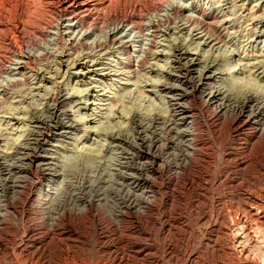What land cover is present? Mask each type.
Wrapping results in <instances>:
<instances>
[{
    "label": "rangeland",
    "instance_id": "rangeland-1",
    "mask_svg": "<svg viewBox=\"0 0 264 264\" xmlns=\"http://www.w3.org/2000/svg\"><path fill=\"white\" fill-rule=\"evenodd\" d=\"M245 1L157 0L155 3L158 10L145 8L146 11H138L144 13L147 18L146 33L153 29L151 27L153 20L172 15V5L187 7L186 15L195 17L201 16L203 12L214 11L220 16L218 20L225 22L226 26L220 25L225 30L219 26L218 30L212 29L211 32L220 31L221 36L227 38L225 43L211 47L203 45L201 42L204 40L198 38L200 34L192 38L193 26L177 19L171 22L172 24H167L170 30L165 29L163 25L158 38L160 43H157L154 50L159 49L156 51L159 52L166 49L169 52L167 58L162 54L158 58L153 56L150 63L134 77L133 73L106 79L91 75L96 80L94 85L99 82L97 89L100 90L98 93L103 99L98 101L101 103L98 105L100 108L95 111L96 114L90 116L95 119L87 124L93 126V133L90 131L85 141L84 138L76 141V137L72 135L73 137L66 141L67 149L61 151L60 156L61 159H67L68 164L78 158L82 163L89 165L82 164L77 167V174L71 175L73 177L69 195H73L72 204L64 203L68 205L64 208L63 203L62 206L58 204L51 208V213L48 214L45 209L49 205L41 206L35 202L16 204L18 209L14 212L15 220L10 217L9 224L0 227V264H264V134H258L250 143L251 149L243 155L233 153L229 148L238 145V141L229 136L225 128L223 129L225 133L223 130L220 131L221 126L217 125L215 128L216 125L211 124L208 111L205 113V119L200 121L201 134L197 143V147L204 150V154L194 156L185 167L181 163L185 152L177 148L163 155L164 159L157 164L159 172L154 174L153 164L150 166L152 163L150 142L146 140L144 142L137 140L135 144L132 142L125 145L124 153L126 151L127 153L123 155L126 158H122L123 150L113 147V144L110 145L113 149L107 146L104 152L99 151L90 156L80 154L85 150V146L92 142L93 147L111 142L106 135L107 132L131 130L135 126L132 121L137 118L141 120L145 113L151 112L157 105L159 107L165 105L164 93L157 92L151 81L163 78L159 76L161 69L172 64L171 55L181 39L185 40V46L191 53L196 52L194 55L202 59L201 61L212 60L218 72L226 73L224 75L226 85L232 88H230L232 93L236 92L238 95L240 91L247 90L264 98V77L260 80L256 78L261 69L251 66L264 60V33L259 32L264 29V25L259 23L258 19L254 21L264 11L262 8L264 3H260L262 0ZM32 2L34 0H0V55L9 57V49L5 43L11 38L13 42L20 44L18 46L23 50L28 49L35 55L57 47L49 43L38 45L40 40L31 35L32 30L40 26L41 22L51 20L49 11L38 0L34 4ZM146 3H151V0H115L108 5L107 11L120 10L124 7L133 8L140 4H145L146 7ZM101 25L107 27L108 23ZM185 26H189V29L183 32L181 28ZM103 30L95 32L92 38L97 36L104 39L106 32ZM127 30L126 27L121 35L128 34ZM163 30H166V33ZM140 35L133 31L127 38L130 40L134 56L143 54L140 52V46L143 49L148 43L149 36ZM201 38L205 37L202 35ZM115 50L117 51L115 48L110 50L111 53L102 56V59L100 56L94 57L99 62L96 67L108 69L103 72H110L109 69L113 68L116 73H120L118 69L121 55ZM232 50H241L242 57L228 56V51ZM59 61L57 57L45 59L37 69L49 70L51 67H58ZM241 66L244 70L236 72V68ZM19 76L3 73L1 60L0 86L14 80L13 77L20 78ZM35 76L39 77L37 80L39 82L35 83V80L27 86L14 88L10 100L0 104L2 154L13 151L14 146L23 142L29 135V131L32 130L29 121L33 112L48 108L45 107V103L47 97L54 93V80L49 78V74H45L44 77H41L42 74ZM65 78H58V81L61 82L63 79L64 83H69L68 87L83 89L92 86L80 83L76 85L83 78H77L73 82L75 75L68 77L66 75ZM254 79H258V82L253 81ZM250 82L255 84L251 85ZM33 85L42 89H33ZM83 99L78 97L77 101L75 100L76 104L68 105V108L72 105L74 111L79 110L77 116L85 112L89 115L94 109L91 105L87 110H82L81 105L76 107ZM231 117L230 115L227 119L230 120ZM101 128H106V131H102ZM82 133L79 135H83ZM77 149L83 150L78 152ZM175 162L182 164L179 169L175 168ZM147 178L156 183L159 191L153 199L145 202L146 196L136 186L142 185L143 180ZM63 194H67L66 190ZM75 200L78 203H75ZM78 207L83 208V211H79L80 208L76 209Z\"/></svg>",
    "mask_w": 264,
    "mask_h": 264
},
{
    "label": "bare ground",
    "instance_id": "bare-ground-1",
    "mask_svg": "<svg viewBox=\"0 0 264 264\" xmlns=\"http://www.w3.org/2000/svg\"><path fill=\"white\" fill-rule=\"evenodd\" d=\"M36 1L34 0L35 3ZM38 1L49 11L51 20L48 19L41 22L40 26H36L37 28L32 30L31 35H35L37 39L40 40L38 45L49 43L54 46L56 45L57 47L51 48L48 52L44 51V53L35 55L28 49L23 50L22 47L18 46L20 44L13 42L12 38L6 40L7 42L5 44L9 49V57L7 58L6 56L0 55L3 73L17 74L20 75V78L13 77L14 80H12V78L11 82L4 83L0 86V104L2 105L10 100V94L12 93V90H15L14 88L25 85L27 86L34 83L35 80V83L39 82L37 81L39 77L37 78L35 75L40 76V74H42L41 77H44L45 74H49V78L54 80L55 89L53 90L54 93L49 95L46 99L45 107H48L47 109H40L35 112L32 111L34 114L29 121L32 125V130L29 131V135L26 134L28 136L23 140V142H20L16 147L13 145V151H6L7 153L3 152L4 154H2L0 150V227L7 226L9 224L10 217L15 220L16 216L14 212L18 209L16 204L18 205L21 202H35L37 205L39 204L41 206L49 205L48 207L46 206L47 209H45L48 214L51 213V208H54L58 204L60 206L64 203L70 204L73 200V195H69V188L72 187L71 180L73 176L71 175L73 173L75 176L78 171L77 167L82 164L85 166L89 165H86L85 162L82 163V161L78 158V161L75 158L74 161L72 160L73 163L71 162V164H68L67 159H61L60 156L61 151L67 149L66 143L68 142L66 141L70 139L72 135L74 138L76 137V141L83 138V141H85L89 132L91 131V133H93V126L87 124L95 119V117L90 116H94L96 114L95 111L100 108L98 105L101 103L98 101H102L103 99L101 98V94L98 93L100 90L97 89L99 82H97V85H94L96 80L95 78H92L91 75L95 74L96 76L106 79L108 77L113 78L114 76L133 73L134 77L150 63L153 56L158 58V56L162 54L167 58L169 52L166 51V49L160 50L159 52H156L159 49L156 51L154 50L157 47V43H160L158 38L162 31L161 28L165 26V29L170 30L171 28L167 24L176 21L177 19H181V21L183 20L184 22L189 23L188 25L193 26L194 31L192 33V38L200 34L201 36H198V38L200 40H204L201 42L203 45H210L211 47V45L225 43L227 38H223L220 31L219 33L215 31V33L211 32L212 29L218 30L220 25L226 26L224 24L225 22L223 23L220 22L221 20H218L220 16L214 11L203 12L201 16L195 17L189 14L186 15L188 12L187 7H182L183 5L180 7L178 4L175 6L172 5V15H166L165 18L163 17L161 19L153 20V22H151V27L153 29L150 33H146L147 22H145V20H147V18L143 15L144 13H138V11L141 10L142 12L145 8L153 11H155V9L158 10L155 3L157 0H151V3L149 4L146 3V7H144L145 4H140L143 6L135 5L133 8L124 7L121 9L119 8L120 10H109V12L107 11L109 8L108 5H110V3L112 4L115 0ZM34 2L32 3L34 4ZM260 3H264V0ZM153 6L155 8H153ZM262 8H264V5H262ZM257 19L260 21L259 23H263L264 25V11L260 16H257L254 21ZM30 21H32V19ZM101 23H108V25L107 27L106 25L105 27H102ZM126 27L129 33L121 35L123 34L122 31H125ZM220 27L225 30L224 27ZM105 28L107 30H103ZM185 29H189V26L181 28L183 32ZM99 30L106 32L105 38L103 39L102 37L96 36L93 39L92 35ZM133 31L141 34L142 36H149L148 43H146L147 45L143 49L139 45L140 52L142 51L143 54L138 56L133 55L131 52L132 48L130 46V40H127L128 36H130ZM259 32L264 33V29ZM188 35L190 34L188 33ZM202 35L205 38H201ZM179 41L180 42L178 43L176 42L178 45H176L173 54L170 52L172 54L171 57H173L171 60L172 64L161 69L159 76L161 75L163 78L158 80L151 79L153 88L157 92L160 91L164 93L166 106L164 104V107H159L157 105L155 106L157 108L151 109V112H147L145 114L143 113L145 116L143 118L140 117L142 118L141 120L139 118L136 120L133 119L134 121H132V123L135 126H132L133 128L131 130H127L126 132L121 131L119 133L107 132L106 135L111 139V142L109 141L105 145L101 143L96 147H93L94 142H92L90 145L85 146V150L81 149L83 150L80 153L81 156H90L91 154H96L99 151L104 152L107 150V146H109V149L110 147L112 149L115 147L123 150L121 152L122 158H126V156L123 155L127 153V151L124 153V150L126 149L125 145L132 142L135 144L137 140H142L143 142L146 140V142H150L149 145L151 148L150 152L152 158L150 166L153 164L152 168L154 169V174L159 172L157 164L159 161H162L161 159H164V154L177 148L185 152L184 158L181 162L185 167L186 164L191 162L194 156L204 154V150L202 151V149H199L197 147V143L201 134V130L199 129L200 121H202L203 118L205 119V113L208 111L210 112L209 116L212 121L211 124L216 125L214 126L215 128L221 126L222 128H220V131L225 128L229 136L238 141V145L229 148V151L233 153L237 152V154L239 153L240 155H243L244 152L251 149L252 145H250V143L255 140L257 135L264 134L263 96L261 97V95L247 90L240 91L238 95L236 92L232 93L230 91L231 87L229 88V86L226 85L227 80L224 76L226 73L218 72L216 65L213 63L214 61L211 59V61L207 62L204 60V62L201 61L202 59L200 60L196 55H194L196 52L191 53L189 49H187L184 42L185 40L181 39ZM158 46L161 45L158 44ZM213 47L214 46H212V48ZM114 48L117 49V51H115L121 55V62L118 61L120 66L117 64L119 66L118 71L120 73H116L113 68L109 69L111 70L110 72H103L108 69L96 67L99 62L95 60L94 57L100 56L102 59V56L111 53L110 50ZM60 49L62 50L60 51ZM103 51L104 54L102 53ZM240 51L241 50H232V52L228 51V56L230 55L231 58L234 56L239 57L242 53ZM98 52L101 53L98 54ZM54 57L60 59V61L57 62L58 67H51L49 70L37 69L40 63H42L45 59ZM240 65H242L241 62ZM251 66L261 69L260 72L257 70L259 73H257L256 78L258 77L259 80L263 79L264 60L257 62L256 65L252 64ZM242 67L243 66L236 68L235 71L242 72L244 70V67ZM152 70L157 71L154 69ZM48 71L51 73H48ZM113 71L114 73H112ZM66 75L67 77L75 75L73 82H75L77 78H83L79 80L76 85L80 83L87 86H91L92 84V86L88 88L85 87L83 89H79L75 86L68 87L69 83H64V81H62ZM61 77L63 79L59 82L58 78ZM129 81L130 78L127 81V85ZM253 81L258 82V79H254ZM249 84L254 85L255 82H250ZM33 89L37 90L42 88L34 86ZM78 97H83L84 99L82 102L77 103L76 107L81 105L82 110H87L90 108V105L94 106V109L91 110V114L88 115L87 112H85L82 113V115L77 116L79 110L76 109V111H74V107L72 105L68 108L69 103L76 104V98ZM91 98H94L93 101H90ZM42 105H44V102ZM15 114L16 113H14V115ZM230 115L232 117L228 120L227 118L230 117ZM99 116L101 115L99 114ZM208 119L209 118H207V120ZM101 129L102 131H106V128ZM119 129L121 130V128ZM220 131H218L219 134H221ZM80 132H83V135H79ZM223 133H225L224 130ZM111 144L114 146H110ZM74 145L76 146V143ZM77 151L80 152L79 149H77ZM180 154L182 155V153ZM71 156H69L70 159H72ZM181 163L175 162V168L179 169L182 165ZM85 166H83V168H85ZM155 166H157V168ZM83 170L85 171L86 168ZM136 187L141 189L142 193L146 196V200L144 199L145 202L153 199L159 191V187L152 180L150 181V178L143 180L142 185H137ZM64 190H66L68 195L63 194ZM75 203L78 202L75 200ZM67 204H64L62 208H64ZM23 207H25V205ZM79 208L80 207L76 209ZM79 211H83V208H80ZM57 212H59V210H57ZM58 214L59 213H56V215ZM247 226L249 225L247 224Z\"/></svg>",
    "mask_w": 264,
    "mask_h": 264
}]
</instances>
